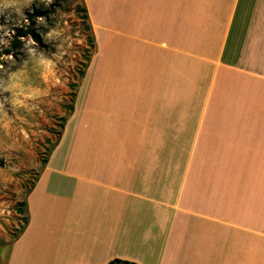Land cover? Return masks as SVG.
<instances>
[{
	"label": "crops",
	"instance_id": "0c3cea01",
	"mask_svg": "<svg viewBox=\"0 0 264 264\" xmlns=\"http://www.w3.org/2000/svg\"><path fill=\"white\" fill-rule=\"evenodd\" d=\"M83 2L94 53L6 264H264V0Z\"/></svg>",
	"mask_w": 264,
	"mask_h": 264
},
{
	"label": "rangeland",
	"instance_id": "374dc122",
	"mask_svg": "<svg viewBox=\"0 0 264 264\" xmlns=\"http://www.w3.org/2000/svg\"><path fill=\"white\" fill-rule=\"evenodd\" d=\"M84 7L83 0H0V264L26 226L27 197L65 131L94 53ZM28 29L39 42L23 39L6 56L17 32ZM186 154L164 153L168 160Z\"/></svg>",
	"mask_w": 264,
	"mask_h": 264
},
{
	"label": "trees",
	"instance_id": "16d2710c",
	"mask_svg": "<svg viewBox=\"0 0 264 264\" xmlns=\"http://www.w3.org/2000/svg\"><path fill=\"white\" fill-rule=\"evenodd\" d=\"M84 6H85V4H84ZM83 13H84V19H85V21L88 23V30L92 32L91 25H90V18H89L88 11H87L86 7H84V9H83ZM49 15H50V14H48V13H42V12H39L38 15H36L35 17H37V18H46V19H49ZM28 37H32L33 39H35V41L39 42V39L35 36V34H34V32H33L32 30L28 29V30H26V31H18V32H17V35L15 36V40H14V44H13L12 50H11V51H7L5 55H6V56H13V57H14V56H15V52L18 51V50L20 49L23 39H26V38H28ZM90 59H91V58H90ZM90 59H89L88 65H89V63H90ZM87 67H88V66H87ZM84 75H85V74L83 73V74H82V77H84ZM73 113H74V107L71 108V110H70V115H72ZM67 121H68V120L63 119V124H62V125H63V129L65 128V126H66V124H67ZM61 138H62V134H60L59 139H58V141H57L55 147H54L53 150H52V153L54 152V150H55L56 147L58 146V144H59ZM52 153H51V155H52ZM51 155H50V156H51ZM48 161H49V160H46V161H45L44 166L47 165ZM34 185H35V184H33V186H32V188H31L30 192H31L32 189L34 188ZM25 206H26V204H25ZM27 224H28V220L26 221L25 225H27ZM17 238H18V237H17ZM17 238H15V240H16ZM111 264H135V263H131V262H127V261L116 260V261H114V262L111 263Z\"/></svg>",
	"mask_w": 264,
	"mask_h": 264
}]
</instances>
